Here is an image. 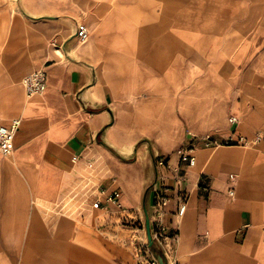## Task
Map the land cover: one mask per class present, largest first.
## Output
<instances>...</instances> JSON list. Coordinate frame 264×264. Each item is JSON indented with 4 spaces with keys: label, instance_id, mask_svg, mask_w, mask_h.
Returning <instances> with one entry per match:
<instances>
[{
    "label": "crops",
    "instance_id": "1",
    "mask_svg": "<svg viewBox=\"0 0 264 264\" xmlns=\"http://www.w3.org/2000/svg\"><path fill=\"white\" fill-rule=\"evenodd\" d=\"M16 119L0 264H138L163 186L180 262L264 264V0L2 3L0 120Z\"/></svg>",
    "mask_w": 264,
    "mask_h": 264
},
{
    "label": "built area",
    "instance_id": "2",
    "mask_svg": "<svg viewBox=\"0 0 264 264\" xmlns=\"http://www.w3.org/2000/svg\"><path fill=\"white\" fill-rule=\"evenodd\" d=\"M77 35L80 41H86L89 36V30L84 23H78ZM46 83V73L44 70H39L33 73L30 76H27L24 79V86L28 95H33L41 92ZM237 121V118L234 116L230 117V122L234 123ZM21 125L19 119L13 120L9 125H5L0 120V154L5 157L11 156L15 150V137ZM261 139L260 136H257L256 142ZM207 138L206 141H208ZM238 142H246L245 139L239 138ZM209 144L208 142L206 143ZM182 159L188 161L190 164L193 162V156L189 154H183ZM76 160V157H74ZM158 164L163 165L166 163L164 158L158 159ZM168 188L159 187L156 190L154 208L155 212L153 217H150L151 221V234L153 239V245L150 246V242L146 239L143 242H140L136 246V255L138 264H160L158 256L161 255L164 258L166 264H188L180 262L177 259L176 254L174 253V243L178 240V233L169 231L168 226L164 221L166 214V207L169 203V197L167 195ZM120 193L114 191L108 199L115 202L116 205L120 206L119 203ZM186 201L185 193L181 192L179 195V211L183 208ZM102 200H97L96 204H102ZM155 245H158L162 248L161 254H156L154 248Z\"/></svg>",
    "mask_w": 264,
    "mask_h": 264
},
{
    "label": "water",
    "instance_id": "3",
    "mask_svg": "<svg viewBox=\"0 0 264 264\" xmlns=\"http://www.w3.org/2000/svg\"><path fill=\"white\" fill-rule=\"evenodd\" d=\"M145 225H146L147 237H148V240L150 242V246H152L153 245V239H152V234H151V221H150V215H149L147 210H146ZM157 256H158L160 264H166L163 256H161V255H157Z\"/></svg>",
    "mask_w": 264,
    "mask_h": 264
},
{
    "label": "rangeland",
    "instance_id": "4",
    "mask_svg": "<svg viewBox=\"0 0 264 264\" xmlns=\"http://www.w3.org/2000/svg\"><path fill=\"white\" fill-rule=\"evenodd\" d=\"M7 1H10V3H11L13 0H0V8H1V4H2V3L6 4ZM89 37H90V34H89ZM89 37H88V38H89ZM87 40H88V39H87ZM34 96H37V95L35 94ZM8 158H10V157H8ZM67 201L69 202L70 200H67ZM69 208H70V207H68V209H69ZM68 209H67V210H68Z\"/></svg>",
    "mask_w": 264,
    "mask_h": 264
},
{
    "label": "bare ground",
    "instance_id": "5",
    "mask_svg": "<svg viewBox=\"0 0 264 264\" xmlns=\"http://www.w3.org/2000/svg\"><path fill=\"white\" fill-rule=\"evenodd\" d=\"M89 37V36H88ZM88 39V38H87Z\"/></svg>",
    "mask_w": 264,
    "mask_h": 264
}]
</instances>
